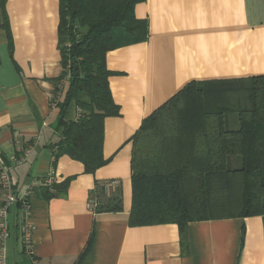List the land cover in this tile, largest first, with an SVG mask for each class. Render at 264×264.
Returning a JSON list of instances; mask_svg holds the SVG:
<instances>
[{
	"label": "crops",
	"instance_id": "0c3cea01",
	"mask_svg": "<svg viewBox=\"0 0 264 264\" xmlns=\"http://www.w3.org/2000/svg\"><path fill=\"white\" fill-rule=\"evenodd\" d=\"M135 16L147 22V38L107 54L120 112L104 119L107 163L89 172L69 154L56 157L70 80L62 77L60 0H0V166L17 193L55 174L54 191L41 187L31 198L33 254L11 207L8 264H264V215L130 223L133 137L192 81L264 75V0H144ZM81 115L72 102L66 117ZM114 179L110 195L103 185Z\"/></svg>",
	"mask_w": 264,
	"mask_h": 264
},
{
	"label": "trees",
	"instance_id": "16d2710c",
	"mask_svg": "<svg viewBox=\"0 0 264 264\" xmlns=\"http://www.w3.org/2000/svg\"><path fill=\"white\" fill-rule=\"evenodd\" d=\"M142 1L60 0L62 77L70 80L56 157L69 154L89 172L107 163L104 119L120 112L107 54L146 40L147 22L135 16ZM72 102L78 120L66 117ZM133 142L132 225L264 215V75L188 83L144 119Z\"/></svg>",
	"mask_w": 264,
	"mask_h": 264
},
{
	"label": "built area",
	"instance_id": "2783aa9c",
	"mask_svg": "<svg viewBox=\"0 0 264 264\" xmlns=\"http://www.w3.org/2000/svg\"><path fill=\"white\" fill-rule=\"evenodd\" d=\"M54 171L46 177L36 178L23 192L17 193L10 169L0 166V264H8V240L10 238V209L17 207L18 229L21 243L28 254H33L34 223L32 221L33 207L31 198L41 187H47L54 191ZM120 186L119 180H110L103 185L104 191L113 195ZM99 201H89L88 207L96 209Z\"/></svg>",
	"mask_w": 264,
	"mask_h": 264
},
{
	"label": "rangeland",
	"instance_id": "374dc122",
	"mask_svg": "<svg viewBox=\"0 0 264 264\" xmlns=\"http://www.w3.org/2000/svg\"><path fill=\"white\" fill-rule=\"evenodd\" d=\"M229 118V127L230 128H237L238 127V123H234L236 121V114L235 113H230L228 115ZM239 159V158H238Z\"/></svg>",
	"mask_w": 264,
	"mask_h": 264
}]
</instances>
